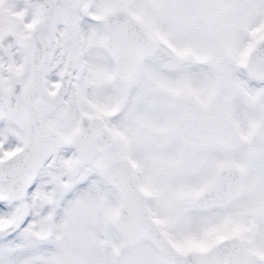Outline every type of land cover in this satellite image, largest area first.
I'll list each match as a JSON object with an SVG mask.
<instances>
[{"label":"snow or ice","instance_id":"snow-or-ice-1","mask_svg":"<svg viewBox=\"0 0 264 264\" xmlns=\"http://www.w3.org/2000/svg\"><path fill=\"white\" fill-rule=\"evenodd\" d=\"M0 264H264V0H0Z\"/></svg>","mask_w":264,"mask_h":264}]
</instances>
